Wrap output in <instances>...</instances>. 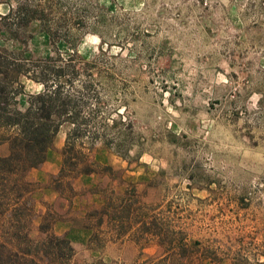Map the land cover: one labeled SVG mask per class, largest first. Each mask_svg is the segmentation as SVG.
<instances>
[{"label": "rangeland", "instance_id": "374dc122", "mask_svg": "<svg viewBox=\"0 0 264 264\" xmlns=\"http://www.w3.org/2000/svg\"><path fill=\"white\" fill-rule=\"evenodd\" d=\"M0 47L46 82L21 75L17 108L60 86L78 103L76 149L100 165L56 178L73 128L61 124L45 161L26 174L32 237L48 210L53 232L74 229L67 264L161 256L156 241H134L135 210L120 237L112 222L97 233L87 216L127 192L187 244L200 243L197 254L209 257L192 264H264V0H0ZM47 188L53 201L41 195Z\"/></svg>", "mask_w": 264, "mask_h": 264}, {"label": "trees", "instance_id": "16d2710c", "mask_svg": "<svg viewBox=\"0 0 264 264\" xmlns=\"http://www.w3.org/2000/svg\"><path fill=\"white\" fill-rule=\"evenodd\" d=\"M12 54L0 47V131H5L0 135V144L7 142L9 147L6 154L0 153V264H67L75 249L67 234L53 232V224L58 220L53 211L38 215L40 235L32 237L30 234V224L37 214L32 198L34 182L28 180L26 174L45 161L47 151L64 122H70L73 128L67 133L61 151L62 165L56 178L99 172L100 165L81 150L82 145L76 149L74 134L81 119L78 103L63 94L60 86L29 95L26 109L17 108L16 97L22 92L20 76L30 74L15 63ZM29 77L46 83L43 78ZM14 84H18V88ZM102 169L110 171L111 167L106 165ZM55 188L61 191L58 184ZM132 195H136L135 189ZM134 210L139 215V219L133 218L137 225L133 232L134 241L142 249L154 240L164 249L161 256H150L144 264H192L196 255L209 257L207 253L197 254L200 245L197 240L187 244L181 229L157 222L152 210L137 198H130L127 192L107 195L101 206L87 216H96L97 233H106L103 224L112 222L113 230L120 237L131 229ZM85 228L93 229V226ZM97 235L96 231L92 232L88 246L95 242Z\"/></svg>", "mask_w": 264, "mask_h": 264}, {"label": "crops", "instance_id": "0c3cea01", "mask_svg": "<svg viewBox=\"0 0 264 264\" xmlns=\"http://www.w3.org/2000/svg\"><path fill=\"white\" fill-rule=\"evenodd\" d=\"M0 147H2V146L0 145ZM3 154H5V153L3 152ZM41 195H43L44 200H46V201H53V199H54V197H55L56 194L53 192L52 189L47 188V189H44V190H43V192H42ZM48 195H49V196H48ZM51 195H52V197H51ZM66 222H67V221H62V224L66 223ZM73 230H74V229L71 230L70 227L66 226L65 229L63 230V234H67V236H68L69 239H70L71 237H73ZM78 230H80V231H85V232H86V229H83V228H80V229H78Z\"/></svg>", "mask_w": 264, "mask_h": 264}]
</instances>
